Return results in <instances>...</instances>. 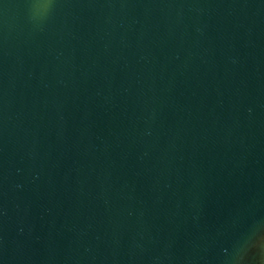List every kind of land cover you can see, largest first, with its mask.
I'll use <instances>...</instances> for the list:
<instances>
[{"label":"water","instance_id":"water-1","mask_svg":"<svg viewBox=\"0 0 264 264\" xmlns=\"http://www.w3.org/2000/svg\"><path fill=\"white\" fill-rule=\"evenodd\" d=\"M0 264H264V0H0Z\"/></svg>","mask_w":264,"mask_h":264}]
</instances>
